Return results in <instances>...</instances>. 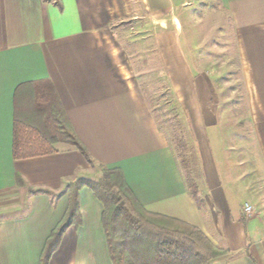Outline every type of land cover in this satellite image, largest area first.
Instances as JSON below:
<instances>
[{"label": "crops", "instance_id": "obj_1", "mask_svg": "<svg viewBox=\"0 0 264 264\" xmlns=\"http://www.w3.org/2000/svg\"><path fill=\"white\" fill-rule=\"evenodd\" d=\"M59 1L61 10L44 0H0V264H38L66 213L67 186L96 176L99 166L120 170L146 212L199 229L228 257L225 264H264V0H215L238 65L233 72L232 62L230 73L227 56L225 78L200 52L176 53L170 39L162 41L169 49L166 75L188 114L190 93L200 131L194 134L198 202L150 112L133 46L118 29L142 12L170 37L172 20L180 28L172 15L183 4ZM44 93L45 103L56 98L95 165L61 142L48 143L50 154L13 159L14 122L38 127L34 103ZM232 122L238 129L231 130ZM78 209L81 226L66 230L49 264H112L102 205L87 188Z\"/></svg>", "mask_w": 264, "mask_h": 264}, {"label": "trees", "instance_id": "obj_2", "mask_svg": "<svg viewBox=\"0 0 264 264\" xmlns=\"http://www.w3.org/2000/svg\"><path fill=\"white\" fill-rule=\"evenodd\" d=\"M61 10L59 0H44ZM49 97H53L49 89ZM34 103L40 114L38 127L27 128L14 122L12 156L14 160L52 153L48 143L61 142L72 146L90 165L95 162L84 145L74 135L60 105L45 103L47 93ZM97 181L78 179L67 186L68 207L63 219L44 244L38 264H49L62 236L69 227H80L78 196L89 189L102 205V227L112 264H208L221 253L214 249L207 237L197 228L164 216L145 211L138 203L122 173L118 169L99 166ZM17 185L22 181L17 178ZM194 201L197 192L189 188Z\"/></svg>", "mask_w": 264, "mask_h": 264}, {"label": "rangeland", "instance_id": "obj_3", "mask_svg": "<svg viewBox=\"0 0 264 264\" xmlns=\"http://www.w3.org/2000/svg\"><path fill=\"white\" fill-rule=\"evenodd\" d=\"M182 3L181 8H176L172 15L179 21L180 28L175 29L174 21H171V36L157 23L142 12L132 18H127L119 23L118 29L122 37L133 46V65L140 72L139 83L142 87L150 112L159 129L167 138L170 146L175 152L176 160L184 175L187 186L193 188L197 176L196 163V141L198 124L194 108L190 105L191 95L187 93L186 102L189 103L188 111L180 103L178 93L174 89L167 73V67L163 61V54L169 51L167 46L162 44L165 39H170L172 48L176 53L181 50L198 51L205 55L207 66L222 69L225 78L226 67L229 65L230 73L238 68L237 58L226 40L225 29L220 28L219 21L225 20V16L218 11L215 0H178ZM223 32V33H222ZM149 41V42H147ZM166 44V43H165ZM149 55L146 62L145 57ZM230 56L229 59H227ZM228 60V65L222 62ZM194 62V60H192ZM143 62V63H142ZM174 63V61H172ZM148 63V64H146ZM188 63L191 62L188 60ZM193 65V64H192ZM237 73V71H236ZM233 113L236 112L232 108ZM19 112V111H18ZM193 115V116H192ZM24 119L31 120L29 115H23ZM195 121V123H194ZM31 124V123H26ZM34 124H32L33 126ZM231 130L238 129V124L233 122L229 125ZM195 134V135H194ZM212 146V142L209 141ZM216 148V145H214ZM213 150V149H212ZM197 165V166H196ZM98 174L89 180L97 181ZM220 256L208 264H225L228 257L223 251H219Z\"/></svg>", "mask_w": 264, "mask_h": 264}, {"label": "built area", "instance_id": "obj_4", "mask_svg": "<svg viewBox=\"0 0 264 264\" xmlns=\"http://www.w3.org/2000/svg\"><path fill=\"white\" fill-rule=\"evenodd\" d=\"M243 212H244V214L249 215L250 212H251V207L245 205V207H244V209H243Z\"/></svg>", "mask_w": 264, "mask_h": 264}]
</instances>
